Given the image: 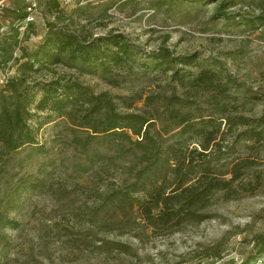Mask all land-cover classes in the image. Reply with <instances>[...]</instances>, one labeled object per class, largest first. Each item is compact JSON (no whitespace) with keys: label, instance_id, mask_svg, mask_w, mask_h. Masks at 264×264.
<instances>
[{"label":"rangeland","instance_id":"1","mask_svg":"<svg viewBox=\"0 0 264 264\" xmlns=\"http://www.w3.org/2000/svg\"><path fill=\"white\" fill-rule=\"evenodd\" d=\"M168 1L0 0V86L16 73L17 61L26 58L24 53L44 39L47 22H52L57 28L91 37L120 33L142 54L159 46L173 55L198 53L217 61L219 70L232 77L241 94L264 97V24L252 30L240 23L242 18L264 19V3L235 0L225 5L223 11L236 22L229 25L214 9L219 0H203L196 7ZM29 6L34 20L28 23ZM57 70L95 94L108 92L120 113L149 110L148 96L171 92L164 75L142 74L139 68L135 76L120 74L113 84L75 69ZM39 77L48 80L52 76ZM195 105L207 106L202 98ZM239 109L242 113L238 114L257 118L264 104ZM46 114L38 113L31 124L43 121ZM249 128L237 125L230 130L222 122L221 150H213L208 158L219 177L229 176L225 173L234 164L247 160L241 182H246V174H256L262 185L253 190L235 186L236 191L228 195L215 192L201 210L202 220L158 233L146 228L136 214L129 216L128 205L102 210L112 190L128 188L135 180V166L129 159L120 155L106 164L107 154L113 156L117 148L108 142L96 144L67 118L43 124L38 141L47 152L23 148L17 158L24 167L17 171L25 177L37 176L45 187L6 212L20 225L0 229V264H264V143L241 140L238 134ZM88 152L94 154L91 159H86Z\"/></svg>","mask_w":264,"mask_h":264},{"label":"trees","instance_id":"2","mask_svg":"<svg viewBox=\"0 0 264 264\" xmlns=\"http://www.w3.org/2000/svg\"><path fill=\"white\" fill-rule=\"evenodd\" d=\"M234 1L219 0L214 5L229 25L236 24L235 18L223 7ZM184 2L195 7L204 3L168 1L176 6ZM249 2L260 6L264 0ZM256 19L242 18L240 23L253 30L264 24V19ZM47 27L44 39L24 53L26 58L17 61L16 73L0 86V229H17L19 222L6 212L28 194L44 189L45 183L37 176L25 177L17 171L24 167L17 155L28 147L31 153L45 154L47 148L38 141V129L56 117L70 120L96 144L114 145L117 150L113 156L107 154L106 164L120 155L132 162L135 180L128 188L112 190L102 210L128 205L129 216L134 214L135 218L136 214L152 232L163 233L202 220L201 210L215 192L228 195L236 191L235 186L253 190L262 185L256 174H246V182H241L249 166L247 160L234 164L225 173L229 176L219 177L208 158L213 150H221L218 137L222 122L230 130L237 125L250 126L238 134L241 140L264 143V111L257 118L238 114L242 113L239 107L264 104V97L241 94L232 77L219 70L217 61L201 58L198 53L173 55L165 46L142 54L120 33L91 37L82 31L57 28L52 22H47ZM58 67L94 74L109 84L117 83L120 74L135 76V68H139L142 74L164 75L171 92L148 96L145 104L149 110L120 113L108 92L95 94L78 79L58 72ZM41 74L52 77L41 80ZM198 98L204 99L206 108L195 105ZM38 113L47 114L43 121L31 124ZM85 156L91 159L94 154Z\"/></svg>","mask_w":264,"mask_h":264},{"label":"built area","instance_id":"3","mask_svg":"<svg viewBox=\"0 0 264 264\" xmlns=\"http://www.w3.org/2000/svg\"><path fill=\"white\" fill-rule=\"evenodd\" d=\"M27 11L28 12H27V16H26L25 20L29 23V22L34 20L33 15H32V11H34V10H33V8L31 6H29L27 8Z\"/></svg>","mask_w":264,"mask_h":264}]
</instances>
